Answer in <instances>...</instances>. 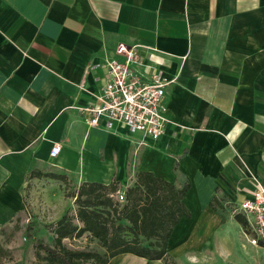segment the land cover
<instances>
[{"label":"crops","instance_id":"crops-1","mask_svg":"<svg viewBox=\"0 0 264 264\" xmlns=\"http://www.w3.org/2000/svg\"><path fill=\"white\" fill-rule=\"evenodd\" d=\"M121 44L138 47L144 81L171 82L158 140L105 118L91 127L82 111ZM140 172L189 186L170 264L225 259L231 243L214 242L228 223L247 237L234 216L247 218L240 205L264 183V0H0V227L26 203L62 218L65 185L50 175L125 194ZM247 245L241 263L264 259V245ZM108 264L167 263L124 254Z\"/></svg>","mask_w":264,"mask_h":264},{"label":"trees","instance_id":"trees-1","mask_svg":"<svg viewBox=\"0 0 264 264\" xmlns=\"http://www.w3.org/2000/svg\"><path fill=\"white\" fill-rule=\"evenodd\" d=\"M50 178L67 186L64 176L50 175ZM188 189V185L177 188L151 173L140 172L134 185L126 189L125 201L119 203L114 198L119 190L117 183H83L73 194L75 219L81 226L64 213L53 227L55 246L51 248L39 239L33 240V246L45 254L49 264H108L124 254L170 264L166 253L168 238L182 217H190L182 203ZM234 220L248 234L247 219L237 214ZM84 234L97 240L102 254L71 250L62 243Z\"/></svg>","mask_w":264,"mask_h":264},{"label":"built area","instance_id":"built-area-1","mask_svg":"<svg viewBox=\"0 0 264 264\" xmlns=\"http://www.w3.org/2000/svg\"><path fill=\"white\" fill-rule=\"evenodd\" d=\"M115 54L118 59L106 62L108 82L101 89L96 103L82 111L89 116L88 124L97 126L101 118L106 126L116 122L126 126L131 132L142 133L152 140H158L165 132L167 119L164 117V99L166 88L171 83L160 74L153 75L150 81H144L134 70L139 65L137 46L119 45ZM60 154V147L54 146L50 158ZM116 200L125 201L123 192H117ZM253 230V238L248 242L253 246L264 245V183L254 191L252 197L240 205ZM246 218V219H247Z\"/></svg>","mask_w":264,"mask_h":264},{"label":"rangeland","instance_id":"rangeland-1","mask_svg":"<svg viewBox=\"0 0 264 264\" xmlns=\"http://www.w3.org/2000/svg\"><path fill=\"white\" fill-rule=\"evenodd\" d=\"M74 193L75 190L73 188L68 187V185L65 186L64 202L67 206L65 213L74 219V224L81 226L75 219L76 206L73 198ZM37 204L38 209L32 210V207L26 203L27 211L24 212V215L22 214L9 224L0 227V264H49L45 259V254L42 251L35 250L33 240L39 239L45 245L53 248L55 246V237L52 231L58 216L50 214L51 211H43L39 205L40 203ZM230 210L233 214H236L233 208H230ZM248 218L250 217L248 216ZM247 232V237L243 236L242 233L240 234L237 226L228 223L223 228V231L217 232L214 243H231L230 255L225 257V259L222 257L210 258L211 261L199 257L198 261H193L192 264H243L237 252L244 250L241 245H247L249 243L248 240L253 238V230L249 222ZM203 234L202 230H197L189 243H199L198 239ZM29 235H31V238ZM226 237L227 241H223ZM62 243L66 248L71 250L92 251L98 254H102L103 252L97 240L91 238L89 234L64 239ZM247 247L248 249L250 248L248 245ZM253 262L254 264H260L261 262L264 264V259L260 256H253Z\"/></svg>","mask_w":264,"mask_h":264}]
</instances>
